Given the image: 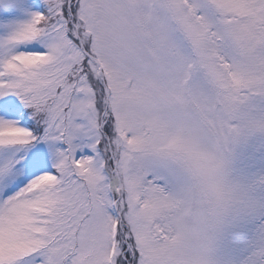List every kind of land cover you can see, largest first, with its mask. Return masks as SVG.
Listing matches in <instances>:
<instances>
[{"label": "snow or ice", "instance_id": "6c2138e0", "mask_svg": "<svg viewBox=\"0 0 264 264\" xmlns=\"http://www.w3.org/2000/svg\"><path fill=\"white\" fill-rule=\"evenodd\" d=\"M0 264H264V0H0Z\"/></svg>", "mask_w": 264, "mask_h": 264}]
</instances>
